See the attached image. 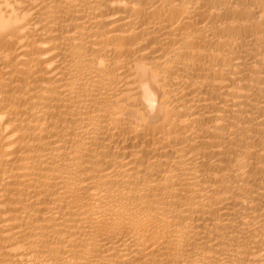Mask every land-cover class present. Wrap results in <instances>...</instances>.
Here are the masks:
<instances>
[{
  "label": "bare ground",
  "instance_id": "bare-ground-1",
  "mask_svg": "<svg viewBox=\"0 0 264 264\" xmlns=\"http://www.w3.org/2000/svg\"><path fill=\"white\" fill-rule=\"evenodd\" d=\"M0 264H264V0H0Z\"/></svg>",
  "mask_w": 264,
  "mask_h": 264
}]
</instances>
